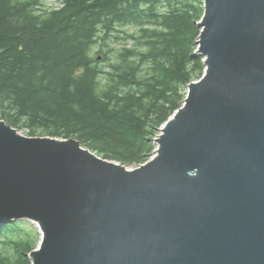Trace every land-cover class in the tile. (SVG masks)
<instances>
[{
  "label": "water",
  "instance_id": "1",
  "mask_svg": "<svg viewBox=\"0 0 264 264\" xmlns=\"http://www.w3.org/2000/svg\"><path fill=\"white\" fill-rule=\"evenodd\" d=\"M205 71L130 167L0 118V222L32 264H264V0H203Z\"/></svg>",
  "mask_w": 264,
  "mask_h": 264
},
{
  "label": "trees",
  "instance_id": "2",
  "mask_svg": "<svg viewBox=\"0 0 264 264\" xmlns=\"http://www.w3.org/2000/svg\"><path fill=\"white\" fill-rule=\"evenodd\" d=\"M203 15V0H0V118L128 166L146 162L205 71ZM28 224L0 222V264H32Z\"/></svg>",
  "mask_w": 264,
  "mask_h": 264
},
{
  "label": "rangeland",
  "instance_id": "3",
  "mask_svg": "<svg viewBox=\"0 0 264 264\" xmlns=\"http://www.w3.org/2000/svg\"><path fill=\"white\" fill-rule=\"evenodd\" d=\"M46 5L49 6V7H51V6L55 7V6H57V3H56V2H53V1H47V2H46ZM131 29H132V28H131ZM200 34H201V32H200ZM113 42H114V41H111V43H113ZM196 43H197V40H196ZM99 45H100V42H98L97 47H95V48H98ZM197 49H198V43H197ZM95 50H96V49H95ZM20 131H21L22 133L28 135V133H27L28 131H27L26 129H20ZM154 143H155V141H154ZM155 149H156V143H155ZM152 155H153V153L151 154L150 157H152ZM130 167H134V166H130ZM28 222L31 223V225L28 224L26 228H27V229H29V228H33V229H34V231H32V233H31V235H32L34 241L36 242V247H37V246H38V243H39V241H40V239H41V234H40V232L38 231L39 229L37 228V226H36V224H35L34 222H31V221H29V220H28ZM0 248H1V247H0Z\"/></svg>",
  "mask_w": 264,
  "mask_h": 264
},
{
  "label": "bare ground",
  "instance_id": "4",
  "mask_svg": "<svg viewBox=\"0 0 264 264\" xmlns=\"http://www.w3.org/2000/svg\"><path fill=\"white\" fill-rule=\"evenodd\" d=\"M39 231H41V228H39Z\"/></svg>",
  "mask_w": 264,
  "mask_h": 264
}]
</instances>
